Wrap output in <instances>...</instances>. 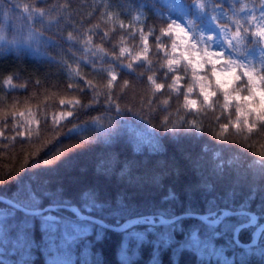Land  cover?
<instances>
[{
  "label": "snow or ice",
  "instance_id": "obj_1",
  "mask_svg": "<svg viewBox=\"0 0 264 264\" xmlns=\"http://www.w3.org/2000/svg\"><path fill=\"white\" fill-rule=\"evenodd\" d=\"M114 2L106 0L107 10L103 6L93 9L87 22H76L79 27L73 24L71 14L65 19V12L73 8L72 0L18 3L22 13L19 17L24 21L27 35L7 41V45H22L13 49L19 56L62 67L69 79L64 86L67 96L59 98V111L50 116L46 113L41 118L39 111L34 114L30 108L4 113L5 117L15 115L23 121L24 130L20 131L17 124L13 140L33 142L34 134L39 140L41 131L58 132L71 121L74 126L68 132L91 123L96 130L94 139L103 136L106 144H114L113 131L126 124L129 118L125 113H131L150 130L127 129L133 152L164 153L165 145L156 135L158 132L149 129L143 115L133 112L132 108L120 107L133 85V80L125 79L120 69L139 72L143 77L142 83L149 94L144 103L149 112L163 114L173 103L178 105L176 120L165 116L161 126L163 132L171 133L172 140H179L184 133H203L204 126L197 114L207 110L215 113L217 106L221 114L215 117L219 128L216 139H224L231 132L244 134L249 139L264 136V0H123L115 4L119 11L113 9ZM145 12L151 15L145 16ZM206 20L214 26V32L208 31ZM35 25L40 29L36 30ZM52 28L60 31L53 33ZM23 31L21 29V33ZM117 38L118 42L112 43ZM58 48L67 50L65 55L75 67L73 62L57 59L59 53L55 50ZM4 50L0 47V52ZM77 52L81 53L79 57ZM85 54L91 55L85 59ZM96 60L109 65L103 77V101L98 99L101 93L90 78L96 72L91 67ZM85 66L91 73L81 74ZM0 81V93L5 86L10 91L29 87V83L20 82L15 73L0 74ZM34 83L39 86L41 80L36 79ZM118 88L122 91L117 98ZM89 93L91 100L85 102L84 97ZM8 96V92L3 93L0 99ZM161 97L164 98L161 100ZM156 101H160V105L153 109ZM92 107L111 114L115 123L106 125L103 121L108 117L100 116L77 123L79 114ZM65 120L67 124L62 123ZM84 137L88 135L80 138ZM0 138L8 139L5 131L0 130ZM261 149L258 155L264 171V144ZM56 162L45 159L37 166L51 167ZM117 164L118 157L113 153L97 164L96 171L110 175ZM238 165L239 162L225 160L217 154L211 176L202 188L214 192V181L223 180L228 174L239 176ZM160 173L153 172L150 179L159 183ZM119 177L129 183L139 179L131 164L123 165ZM236 197L237 192L232 189L224 197L210 199L203 214L185 212V218L196 220L205 231L192 227L178 242L177 233L184 231V224L171 209H162L155 215L134 216L123 223L117 220L115 225H110L99 215L105 205L92 189L83 190L77 203L66 199L62 188L53 191L26 185L10 195L0 194V264H48L53 258L57 264H103L97 249L107 243V234L112 231L121 237L120 264H135L141 249L149 244L153 249L150 264H161V252L169 249L172 250L171 264H181L185 251L192 252L200 264H250L254 257L264 264V214L259 211L264 208V192L250 190L238 204ZM176 198V194L169 191L164 199ZM218 199L224 206H218ZM115 204L112 215L119 217L128 206L122 196L116 198ZM233 218L239 223L234 224ZM139 226L144 229L139 230ZM227 229L232 232L229 248L238 249L235 255L226 254L227 249L217 243ZM246 232L250 233L247 240L243 239ZM46 248L47 256L44 255Z\"/></svg>",
  "mask_w": 264,
  "mask_h": 264
},
{
  "label": "trees",
  "instance_id": "obj_2",
  "mask_svg": "<svg viewBox=\"0 0 264 264\" xmlns=\"http://www.w3.org/2000/svg\"><path fill=\"white\" fill-rule=\"evenodd\" d=\"M25 0H2L0 10H8L11 24L4 32H7L5 41L0 42V47L5 50L0 52V74L9 75L15 73L20 82L29 83L28 89H16L10 91L6 86L3 93L9 94L7 99H0V130L6 132L7 140L0 138V194L10 195L18 188L31 185L35 189L48 188L55 191L57 188L63 189V195L66 199L79 202V195L85 189H92L96 192L97 198L105 205L101 214L102 218L108 223L115 225L117 220L123 223L125 220L134 216L155 215L162 209H171L172 214L179 215L188 210L204 213L207 210L208 201L213 197H224L232 189L237 192L235 203L238 204L246 198L250 190L259 189L264 192V171L258 153L262 150L264 136L247 138L244 134L229 133L224 139H216L219 132L218 123L215 117L220 116L221 109L217 106L215 113L211 110L197 114V119L202 121L204 126L203 133H184L179 140H172L171 133L162 131V123L165 116L173 121L179 115L176 111L177 104L173 103L167 113L159 111H148L144 103L149 94L142 83L143 77L140 73H129L126 69H120L125 79H132L133 85L130 87L124 99L120 102L122 109L132 108L133 112L143 115L149 129H155L156 135L165 145L166 151L161 154L151 153L145 150L143 153H135L132 150L128 128L143 129L146 128L144 122L139 121L131 113H125L129 118L126 124L113 131L116 138L114 144H106L103 136L94 139L95 125L89 123L82 126L77 131L68 132L69 128L74 125L69 121L67 127H62L58 132L43 130L39 134V140L36 135L32 137L33 142H24L17 138L13 140L16 125L20 124V131H23V121L15 115L5 117L4 113H14L24 111L30 108L35 114L39 111L41 118L47 113L49 116L54 111H59L58 100L61 96H67L65 83L68 82V73L55 65L40 64L35 62L29 56H19L13 49L22 45H7V41L19 39L25 30L24 21L19 17L22 15L18 3ZM73 8L65 12V19L71 14L72 22L79 27L77 21L87 22V16L98 6H103L107 10L106 0H72ZM116 3H123V0H115ZM135 15V13L133 14ZM145 16L151 13L145 12ZM143 19V17H142ZM96 21H93L95 23ZM135 23V22H134ZM111 26V25H109ZM2 21L0 20V28ZM11 27V32L9 28ZM36 30L40 29L39 25L33 26ZM64 25H61L63 28ZM103 27V25H102ZM21 29L24 31L21 33ZM47 31V26H45ZM53 33L59 32L60 29L52 28ZM125 39H128L125 37ZM99 39L97 43H99ZM118 38L112 43H117ZM130 44L136 43L129 41ZM9 49V51L7 50ZM67 50L59 53L58 60L73 62L68 60L65 55ZM53 53V54H55ZM81 53L77 52L79 57ZM91 54H85L88 59ZM127 63V59L124 61ZM155 62V61H154ZM73 67L75 63L73 62ZM92 68L96 69L94 75H90L96 90L100 91L98 97L100 101L104 100L103 93L105 70L109 65L103 60H96L92 63ZM84 72L91 73V69L85 66ZM31 78V80L29 79ZM36 79L41 80L39 86L35 85ZM2 83V81H0ZM10 91V92H9ZM122 89L116 90V97L121 95ZM0 93V96L3 95ZM164 97H161V100ZM85 102L91 100V93L84 97ZM115 102V101H114ZM160 101L152 105L156 109ZM184 110L181 109V112ZM187 115V113H185ZM108 117L103 122L107 125L109 122L115 123L111 114L100 112L99 107H92L79 114L77 123L90 121L94 117ZM188 119L191 121L192 117ZM223 119V118H222ZM8 121L6 124L5 121ZM62 123L67 124V121ZM172 125H169L171 127ZM34 128V125H33ZM82 135L88 137L80 138ZM85 140L88 141L85 143ZM113 153L118 157L117 167L110 175L97 173L96 166L102 161L108 159ZM217 154L225 160L239 162V176L228 174L223 180L214 181L216 189L214 192H207L202 185L211 176V170L217 160ZM55 160L56 164L51 167L37 166L42 165L43 160ZM124 164L133 166L134 175L139 179L136 182L129 183L127 179L119 177V170ZM199 165V169L196 166ZM153 172H161L159 183L150 179ZM169 191L176 194L175 200H165ZM122 196L127 204V210L119 217L113 216L117 197ZM259 195L257 200H259ZM47 200L44 201L46 205ZM218 206H224L220 199L217 200ZM264 214V208L259 209ZM184 224V231L177 233V241L184 239L187 230L192 227H200L205 231L203 225H199L196 220L184 218L181 219ZM233 223H239L233 218ZM144 226H139L143 230ZM250 233H244L243 239L247 240ZM120 234L112 231L107 234V243L102 248L97 249L103 264H120L118 258V248ZM151 238V237H150ZM232 232L227 229L221 233L217 243L219 246L227 249L226 254L235 255L238 249L231 245ZM48 249H45L44 255L47 256ZM153 255L152 246L146 245L141 249L135 264H150ZM172 250L161 252V264H171ZM48 264H57L53 258ZM181 264H200L192 252L185 251L181 255ZM250 264H261L258 257L251 258Z\"/></svg>",
  "mask_w": 264,
  "mask_h": 264
},
{
  "label": "rangeland",
  "instance_id": "obj_3",
  "mask_svg": "<svg viewBox=\"0 0 264 264\" xmlns=\"http://www.w3.org/2000/svg\"><path fill=\"white\" fill-rule=\"evenodd\" d=\"M0 3L2 4V0H0ZM0 20L2 21V27L0 28V37H2L3 39H0L1 41H5L7 38V32H4L5 29L8 28V26L11 24L10 19H9V12L8 10H0ZM205 24L207 26V29L209 32H214V26L211 24L210 21H205ZM26 32L23 33L24 36L27 35V30H25ZM205 35L209 34L207 32L204 33Z\"/></svg>",
  "mask_w": 264,
  "mask_h": 264
},
{
  "label": "water",
  "instance_id": "obj_4",
  "mask_svg": "<svg viewBox=\"0 0 264 264\" xmlns=\"http://www.w3.org/2000/svg\"><path fill=\"white\" fill-rule=\"evenodd\" d=\"M201 214H203V213H201ZM176 216L180 217L181 219H184V218H185V217H184V213L179 214V215H176ZM105 222H106L107 224H110V223H108L106 220H105ZM110 225H113V224H110Z\"/></svg>",
  "mask_w": 264,
  "mask_h": 264
}]
</instances>
